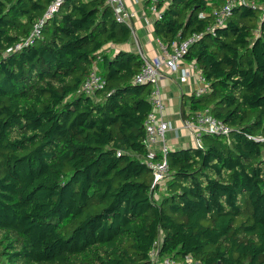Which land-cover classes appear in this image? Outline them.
I'll return each mask as SVG.
<instances>
[{"label": "trees", "instance_id": "obj_1", "mask_svg": "<svg viewBox=\"0 0 264 264\" xmlns=\"http://www.w3.org/2000/svg\"><path fill=\"white\" fill-rule=\"evenodd\" d=\"M52 0H0V264H152L161 256L198 264H264V0H157L162 44L203 34L184 59L209 90L190 112H210L229 134L168 153L159 196L145 163L150 84H135L139 52L107 0H65L41 37L29 36ZM98 63L104 86H82Z\"/></svg>", "mask_w": 264, "mask_h": 264}, {"label": "built area", "instance_id": "obj_2", "mask_svg": "<svg viewBox=\"0 0 264 264\" xmlns=\"http://www.w3.org/2000/svg\"><path fill=\"white\" fill-rule=\"evenodd\" d=\"M107 1L113 8L117 21L125 22L132 28V19L136 16V13L128 8L126 0ZM64 2L65 0H52L45 13L36 20L29 36L21 39L14 47L8 49V52L17 51L29 46L37 38L41 37L46 22L61 9ZM148 2L150 9L156 14V17L161 18V12L157 9V0H148ZM243 4L249 5L252 3L250 0H225L220 7L214 8L212 15L214 16L215 25L209 28V30L214 32L216 26H223L233 14L235 8ZM202 36V33H195L188 39L173 43L171 47L161 43L162 54L154 58L142 54V68L133 79L135 84L147 83L152 87L150 95L152 109L145 122L146 136L144 144L147 154L144 161L153 171L154 179L152 187L158 188L154 193L156 196H159L161 191H163L164 182L169 173L168 153L171 150V145L168 142L167 135L169 130L172 129L171 122L164 115L165 101L160 86L162 69L164 65H167L171 71H178L180 63L184 60V56L191 44ZM192 63L195 64V67H198L195 61H192ZM187 77L188 71L182 70V81H186ZM199 81L200 84L194 91L197 97H200L209 90V84L200 69ZM104 83L105 81L100 73L98 63H94L88 78L82 86V90L87 94H95L98 89L104 86ZM182 123L183 127L193 136L195 146L200 148L204 146L203 136L205 134H229L230 132V127L216 118L208 108L183 117ZM159 247L160 244L157 242L149 252L152 264H198L191 254H186L182 259L161 256Z\"/></svg>", "mask_w": 264, "mask_h": 264}, {"label": "crops", "instance_id": "obj_3", "mask_svg": "<svg viewBox=\"0 0 264 264\" xmlns=\"http://www.w3.org/2000/svg\"><path fill=\"white\" fill-rule=\"evenodd\" d=\"M128 8L136 13L132 19L133 34L129 42L109 43L106 48L114 56L121 50L139 52L150 58L162 54L161 41L155 32L156 14L150 9L148 0H126ZM188 71L186 81H182V70ZM199 68L192 61L184 59L178 71L164 65L160 86L164 95V115L171 122L168 132L171 149L195 146L193 136L183 127V106L190 112L191 95L199 86ZM7 264V263H6Z\"/></svg>", "mask_w": 264, "mask_h": 264}, {"label": "rangeland", "instance_id": "obj_4", "mask_svg": "<svg viewBox=\"0 0 264 264\" xmlns=\"http://www.w3.org/2000/svg\"><path fill=\"white\" fill-rule=\"evenodd\" d=\"M2 264H6L5 261Z\"/></svg>", "mask_w": 264, "mask_h": 264}]
</instances>
